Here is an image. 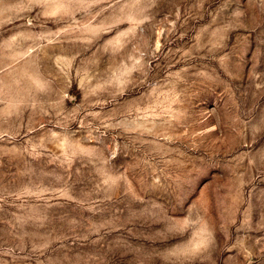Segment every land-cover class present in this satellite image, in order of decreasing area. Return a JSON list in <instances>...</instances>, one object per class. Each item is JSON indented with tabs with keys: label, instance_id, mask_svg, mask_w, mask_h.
<instances>
[{
	"label": "rangeland",
	"instance_id": "obj_1",
	"mask_svg": "<svg viewBox=\"0 0 264 264\" xmlns=\"http://www.w3.org/2000/svg\"><path fill=\"white\" fill-rule=\"evenodd\" d=\"M0 264H264V0H0Z\"/></svg>",
	"mask_w": 264,
	"mask_h": 264
}]
</instances>
